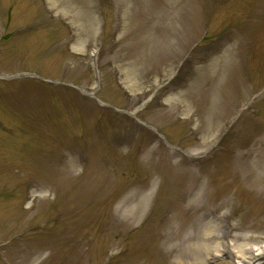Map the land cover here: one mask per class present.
I'll list each match as a JSON object with an SVG mask.
<instances>
[{
	"label": "rangeland",
	"instance_id": "rangeland-1",
	"mask_svg": "<svg viewBox=\"0 0 264 264\" xmlns=\"http://www.w3.org/2000/svg\"><path fill=\"white\" fill-rule=\"evenodd\" d=\"M231 243L264 244V0H0V264Z\"/></svg>",
	"mask_w": 264,
	"mask_h": 264
},
{
	"label": "bare ground",
	"instance_id": "bare-ground-1",
	"mask_svg": "<svg viewBox=\"0 0 264 264\" xmlns=\"http://www.w3.org/2000/svg\"><path fill=\"white\" fill-rule=\"evenodd\" d=\"M127 201L128 199L125 198V203ZM215 247L217 248L209 255L215 264H254L259 258L264 257V244L236 246L231 243L224 244L222 247L218 245ZM228 252L234 258L232 262H226V254Z\"/></svg>",
	"mask_w": 264,
	"mask_h": 264
},
{
	"label": "water",
	"instance_id": "water-1",
	"mask_svg": "<svg viewBox=\"0 0 264 264\" xmlns=\"http://www.w3.org/2000/svg\"><path fill=\"white\" fill-rule=\"evenodd\" d=\"M19 76V75H18ZM264 262V257L259 258L254 264H261Z\"/></svg>",
	"mask_w": 264,
	"mask_h": 264
}]
</instances>
